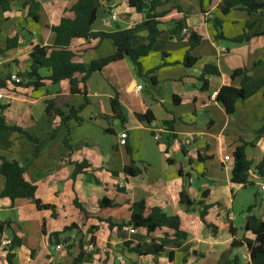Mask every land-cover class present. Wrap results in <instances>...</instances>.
Instances as JSON below:
<instances>
[{"label": "crops", "instance_id": "1", "mask_svg": "<svg viewBox=\"0 0 264 264\" xmlns=\"http://www.w3.org/2000/svg\"><path fill=\"white\" fill-rule=\"evenodd\" d=\"M8 1L10 10H0V80L29 70L32 47L52 46L54 34L50 28L57 26L62 18L73 19L68 10L77 0H36L40 6L38 22L28 16L24 7L26 0ZM160 1H168V4L159 11L179 7L180 16L187 17V30L201 38L199 46L190 53L197 58L193 66L183 65L188 51L187 32L170 37L167 26L160 25L153 50L140 60L141 76L130 60L123 59L89 77L86 82L88 103L78 114L83 121L79 125L70 121L61 126L59 118L48 121L44 113L47 101H53L64 114L70 107L78 109L84 105L83 97L66 94L65 81L56 85L47 81L49 69L39 70L43 81L37 90L16 87L11 82H7L6 90H0L3 97L0 104L7 106L2 114L6 123L45 142L36 160L28 164L32 144L12 134L10 148L0 151V156L25 167L24 179L36 187V199L53 206L56 214L53 218L50 211H39L28 200L11 203L0 198V264H7V247L1 243L12 237L21 241V246L13 251V264H72L79 254V241L84 251L81 264H120L118 257L123 259V264H220L223 259L234 257L240 258L242 264L248 262L245 247L230 250V245L234 239H253L250 233L243 232L247 218L264 220V193L260 191L264 178L254 171V167L264 161V138L257 135L263 125L264 101L258 92L245 101H238L234 114L225 116L221 105L210 101L209 96L223 86L239 87L240 78L230 79L234 70L247 68L251 77H264V35L228 47L215 39L211 20L216 18L214 11L222 22L225 39L245 32L246 23L254 25L249 34L264 33V10L254 17L241 11H230L222 16L217 9L222 0ZM112 15L115 20L111 19ZM141 22L142 16L128 8L126 0H111L101 4L91 32L112 33L116 27L130 29ZM225 24L234 29L226 31ZM146 36L145 29H138L133 46L144 43ZM15 37L16 47L6 50L7 40ZM70 50L75 54L74 62L86 67L93 60L112 55L114 47L108 39H76L72 40ZM256 63L261 64L254 67ZM205 65L217 68L219 76L205 77L207 89L202 91L199 77ZM114 97H117L123 123L112 118ZM146 113L152 117L151 122L137 120L136 115ZM166 122L170 123L169 130L164 126ZM55 127L58 133L48 141ZM122 132L127 134L125 146L118 144ZM184 139H189V147L182 146ZM64 140L68 149L64 147ZM240 141L245 143L246 159L252 163L246 174L247 182L257 190L250 202L241 205L248 208L254 200L256 203L242 216L238 227L233 210L242 187L232 185L230 178L231 155ZM225 157L229 160L225 161ZM75 163H85L87 168L72 179ZM129 166L139 174L135 177L124 174L123 169ZM195 181L198 187L193 189ZM3 185L4 179L0 176V192ZM182 190L191 201L202 200L211 206L204 221L213 225L215 231L204 225L196 226L183 244L186 249L169 247L157 257L127 252L124 243L134 240L118 231L115 225L127 222L134 202L149 200L165 214L180 215L185 221L198 217L199 207L179 204ZM102 199L114 202L117 207L101 208ZM75 201L84 212L74 206ZM108 221L114 226L110 228ZM70 225L75 229L62 237L68 239L71 248L67 250L66 245L60 243L58 246L63 249L56 250L57 245L50 244L48 236ZM91 227L97 230L92 233ZM230 228L235 231V237L230 234ZM165 233L170 235L165 229L150 236L139 230L136 235L142 242L149 243ZM91 237L93 251L88 252L86 246Z\"/></svg>", "mask_w": 264, "mask_h": 264}, {"label": "trees", "instance_id": "2", "mask_svg": "<svg viewBox=\"0 0 264 264\" xmlns=\"http://www.w3.org/2000/svg\"><path fill=\"white\" fill-rule=\"evenodd\" d=\"M109 1L111 0H77L68 10L69 13L73 14V19L62 18L57 26L50 28V31L54 34V42L52 46H33L29 53V70L17 74V77L21 79V83H12L16 87L37 90L42 87L43 81L38 73L39 70L49 69L50 75L48 76L47 81L52 85L65 81L67 83L66 94L68 96L83 97L84 105L78 109L70 107L67 114H64L61 109L56 107L53 101H47L44 113L49 122L55 118H59L61 126H66L70 121H74L78 125L81 124L83 121L78 114L88 103L86 99V82L93 73L100 72L109 64L128 59L134 66L137 75L141 76L142 70L140 60L147 57L153 50L160 35V25L167 26L170 37H179L183 31H186L188 36V51L184 56L183 65L188 68L197 62V58L190 56V53L199 46L201 38L196 33L187 30V17L185 14L180 16L182 11L179 7H171L159 11L160 8L168 4V1L126 0L127 7L133 9L135 13L142 16V22L140 24L130 29H120L119 27H116L115 31L112 33H92L91 26L96 20L98 9L103 2ZM24 7L27 8L28 16L34 22H38L40 6L36 0H26ZM217 9L222 16L227 15L230 11H241L248 17H254L260 15L264 10V0H222L217 6ZM0 10L2 12H8L10 10V3L8 0H0ZM211 23L215 31L214 37L216 40L227 41L234 45L244 44L253 37L264 35V33L260 31H255L253 34H249L248 31L251 30L254 25L246 23L245 32L232 39H225L222 34L221 20L215 18L211 20ZM138 29H145L147 31V36L144 43L138 46H133L132 42L135 39V33ZM76 39H82L85 41L89 39L111 40L114 52L108 57L91 61L90 64L85 67L82 64L74 62L75 54L70 50L72 40ZM16 42V37L7 40L6 50L16 47ZM260 64L261 63H256L254 67L259 66ZM248 72L249 70L247 68L234 70L230 75V79L234 80L240 78L239 87L234 88L229 85L223 86L216 93L215 101L221 105L222 112L225 116H232L234 114L235 105L238 101H245L258 92H261L264 101V77L253 78L248 75ZM207 76L218 77L219 72L217 68L211 65L203 66L199 77V82L201 83L200 90L202 91H206L207 89V82L204 79ZM7 82H10V78L0 80V90H6ZM6 109V105L0 104V151H7L11 146L9 140L10 136L12 134H17L32 144L33 151L30 159L27 161L28 164L32 163L38 157L45 142L31 137L19 127L8 125L2 115ZM111 110L112 118L123 123L124 118L117 97H114L111 100ZM136 118L140 122L152 121V117H149V113L136 115ZM164 126L168 130L170 129V123L166 122L164 123ZM58 130V127H55L52 130L48 137V141L53 140L56 137ZM105 132L108 131L106 130ZM257 135L264 138V118L263 125L257 131ZM63 144L64 147L67 149L69 148L67 140H64ZM245 146V143L240 141L231 155L233 168L231 171L230 182L232 185L240 186L242 188L252 186L247 182L246 174L250 170L252 163L246 159ZM73 166L74 171L71 176L72 179L87 168L85 163H75ZM254 171L257 176L264 178V161L256 165ZM24 173L25 167L20 165L17 161L6 160L4 157L0 156V176L4 179L0 198H6L11 203L18 199L31 201L37 210L50 211L52 217L55 218V208L51 205H44L36 199V187L24 179ZM123 173L130 177H135L139 174V171L133 168V166H129L123 169ZM255 197L256 194L254 195V198ZM202 198H205L204 193H202ZM179 204L189 208L194 205L199 207L200 211L198 217L195 220L189 219L188 221H185L180 215L169 216L165 214L160 208L152 206L149 200L132 203L129 208V219L127 222L115 225L118 231H121L123 226H130L136 231H143L145 236H150L163 229L168 231L170 235L165 233L158 240L151 239L149 243H144L140 236L133 235L132 239L134 241L124 243L127 252L136 254L137 256L157 257L169 247L180 250L186 249L183 244L196 226L204 225L212 231H215L213 225L206 224L204 221L207 211L211 208L210 205H205L202 200L198 202L191 201L184 190L179 194ZM255 205L256 203L254 200L246 211L249 212L255 207ZM74 206L81 212H84L77 201L74 202ZM99 206L101 208H116L117 204L102 199L99 202ZM108 226L111 228L114 225L108 221ZM74 229V225H70L60 233L51 234L48 236V242L52 245H58L60 243L65 244L66 249L69 250L71 245L68 244V239L62 236ZM89 230L93 233L97 228L91 227ZM229 231L230 234L235 237V231L231 228ZM243 232L250 233L253 236V239H234L230 245V250L245 247L248 254V262L246 264H264V220L247 218L244 223ZM90 244H93L92 237L90 239ZM20 246L21 241L16 237H12L10 244L7 246V264H13V251ZM78 248L79 254L73 259L72 264H81L82 262L84 251L82 249L81 241L78 243ZM171 253L172 252H170V254ZM169 259L171 260L170 256ZM220 264H242V262L240 258L234 257L231 260L223 259Z\"/></svg>", "mask_w": 264, "mask_h": 264}, {"label": "built area", "instance_id": "3", "mask_svg": "<svg viewBox=\"0 0 264 264\" xmlns=\"http://www.w3.org/2000/svg\"><path fill=\"white\" fill-rule=\"evenodd\" d=\"M208 18L211 19V17H208ZM111 19H112V20H115V19H116L115 15H112V16H111ZM183 32H184V31H183ZM221 51H222V53L225 52L224 49L221 50ZM9 78H10V82H11V83H15V84H19V83H21V79L18 78L16 75H11ZM140 89H141V87H137V90H140ZM215 97H216V92L212 93V94L209 96V100H210V101H215ZM2 98H3V97H2V94H1V91H0V100H2ZM154 139H155L156 141L158 140L157 137H154ZM126 140H127V134H126L125 132L120 133V134H119V137H118V144H119L120 146H125V144H126ZM190 144H191V143H190L189 139H184V140L182 141V146L189 147ZM224 160H225V161H228L229 158H228V157H225ZM189 181H190V180H189ZM119 188H122V186H120ZM260 191H261L262 193H264V183H263L262 185H260ZM121 231L124 232V233H127V234L130 235V236H133V235H136V234H137V231H136L135 229H133L132 227H130V226H123L122 229H121ZM1 244H2L3 246L7 247V246L10 244V241H9V240H8V241H3ZM55 249H56V250H62L63 248H62V246H58V245H57V246L55 247ZM86 251H88V252H92V251H93V246H92L91 244H88V245L86 246ZM117 261H118V263H120V264H123V263H124V261H123V259H122L121 257H118V258H117Z\"/></svg>", "mask_w": 264, "mask_h": 264}, {"label": "rangeland", "instance_id": "4", "mask_svg": "<svg viewBox=\"0 0 264 264\" xmlns=\"http://www.w3.org/2000/svg\"><path fill=\"white\" fill-rule=\"evenodd\" d=\"M212 13L216 16L217 19H219V15L216 12L213 11ZM224 29H226V31L228 32L229 31L231 32L234 29V26H231V25L229 26L228 24H225ZM221 42L223 43V45L228 46V47L234 46L232 43H229L226 41H221ZM197 187H198V181L193 182L192 188L194 189ZM256 190L257 188L253 186H247V187L241 188V190L237 193L233 214L238 219V221H236V225L238 227H239L240 219L246 213L247 206H248V205H244V207L241 208V205L250 202V197H252V194ZM248 197H249V201H246Z\"/></svg>", "mask_w": 264, "mask_h": 264}]
</instances>
